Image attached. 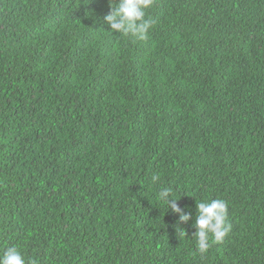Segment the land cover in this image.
<instances>
[{"label":"trees","instance_id":"trees-1","mask_svg":"<svg viewBox=\"0 0 264 264\" xmlns=\"http://www.w3.org/2000/svg\"><path fill=\"white\" fill-rule=\"evenodd\" d=\"M109 12L0 0V256L264 264V0H155L145 41L110 33ZM212 199L231 230L199 253Z\"/></svg>","mask_w":264,"mask_h":264},{"label":"clouds","instance_id":"clouds-1","mask_svg":"<svg viewBox=\"0 0 264 264\" xmlns=\"http://www.w3.org/2000/svg\"><path fill=\"white\" fill-rule=\"evenodd\" d=\"M110 12L104 17L110 27V33H118L120 37L145 41L149 38L155 21L148 17L155 0H108ZM153 182L157 177L152 178ZM156 198L177 215L180 223L187 224L191 216L178 206L172 198V189L163 187ZM195 248L199 253H206L212 243L221 242L231 230L228 222V205L222 199H212L196 203V216L193 224ZM182 234H185L181 231ZM0 264H36L29 261L23 252L15 246L7 248L0 256Z\"/></svg>","mask_w":264,"mask_h":264}]
</instances>
